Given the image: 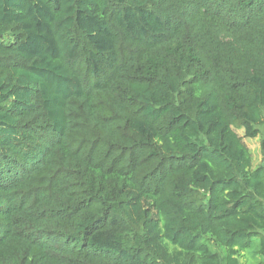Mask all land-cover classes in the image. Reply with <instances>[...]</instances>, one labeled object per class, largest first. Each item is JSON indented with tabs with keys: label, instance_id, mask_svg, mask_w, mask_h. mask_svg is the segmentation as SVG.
Returning <instances> with one entry per match:
<instances>
[{
	"label": "trees",
	"instance_id": "1",
	"mask_svg": "<svg viewBox=\"0 0 264 264\" xmlns=\"http://www.w3.org/2000/svg\"><path fill=\"white\" fill-rule=\"evenodd\" d=\"M246 139L264 0H0V264H264Z\"/></svg>",
	"mask_w": 264,
	"mask_h": 264
},
{
	"label": "rangeland",
	"instance_id": "2",
	"mask_svg": "<svg viewBox=\"0 0 264 264\" xmlns=\"http://www.w3.org/2000/svg\"><path fill=\"white\" fill-rule=\"evenodd\" d=\"M238 133L240 135L244 134L243 130H238ZM258 140L255 139H246V143L248 144V146L250 147V149L253 151L254 157L255 158H260V150H259V146H258Z\"/></svg>",
	"mask_w": 264,
	"mask_h": 264
},
{
	"label": "clouds",
	"instance_id": "3",
	"mask_svg": "<svg viewBox=\"0 0 264 264\" xmlns=\"http://www.w3.org/2000/svg\"><path fill=\"white\" fill-rule=\"evenodd\" d=\"M262 163H264V159L254 158L251 164L252 170L255 171L259 166H261Z\"/></svg>",
	"mask_w": 264,
	"mask_h": 264
},
{
	"label": "crops",
	"instance_id": "4",
	"mask_svg": "<svg viewBox=\"0 0 264 264\" xmlns=\"http://www.w3.org/2000/svg\"><path fill=\"white\" fill-rule=\"evenodd\" d=\"M258 143V142H257ZM258 146H259V143H258Z\"/></svg>",
	"mask_w": 264,
	"mask_h": 264
}]
</instances>
